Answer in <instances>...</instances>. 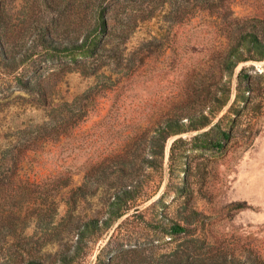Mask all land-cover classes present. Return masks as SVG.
Instances as JSON below:
<instances>
[{
    "label": "rangeland",
    "instance_id": "374dc122",
    "mask_svg": "<svg viewBox=\"0 0 264 264\" xmlns=\"http://www.w3.org/2000/svg\"><path fill=\"white\" fill-rule=\"evenodd\" d=\"M232 10L239 18L264 15V1L236 0ZM231 30L230 22L228 35V23L204 16L166 36L154 28L151 36L138 32L124 54L134 64L120 68V80L61 76L69 101L92 88L81 102L92 112L32 155L34 200L55 195L68 179L74 190L86 183L85 201L73 213L84 223L108 216L116 197L119 211L129 207L76 264H173L187 252L194 264L224 256L245 263L249 251L264 259V59L225 70L222 57L233 59L239 46ZM241 55L252 54L243 48ZM13 90H0L7 121L43 115L28 105L32 98L11 97ZM168 118L182 132L164 144ZM216 125L230 138L208 150L217 135H205ZM177 226L188 232H174ZM46 261L61 264L54 255Z\"/></svg>",
    "mask_w": 264,
    "mask_h": 264
},
{
    "label": "trees",
    "instance_id": "16d2710c",
    "mask_svg": "<svg viewBox=\"0 0 264 264\" xmlns=\"http://www.w3.org/2000/svg\"><path fill=\"white\" fill-rule=\"evenodd\" d=\"M235 1L0 0V90L14 88L11 97L32 98L28 105L43 114L11 115L9 121L0 115V264H49L46 259L53 255L61 264H76L86 257L85 247L96 242L129 209L126 205L119 211L121 198L116 197L109 205L108 216L97 214L84 223L83 217L73 213L85 201L86 183L74 190L68 179L53 197L41 198L38 203L34 200L37 190L29 172V167L35 166L32 155L41 154L92 112L81 103L89 99L92 88L69 101L62 93V77L77 73L98 81H110L114 76L120 80V68L134 64L124 59V54L136 33L151 36L154 28L157 34L166 36L175 26L188 25L204 16L228 23V35L230 22L231 34L239 42L233 59H229V53L222 57L225 70L242 60H263L264 15L236 17L232 10ZM253 1L259 5L264 0ZM243 48L252 55L241 57ZM129 76L128 72L123 78ZM164 124L166 132L160 136L165 144L182 131L175 119L168 118ZM213 133L217 137L206 142L208 150L222 148L230 138L219 125L205 136ZM58 195L62 198L57 201ZM173 230L188 232L181 226ZM57 245L60 249L53 254ZM187 253L173 264H194L197 260L190 263L191 253ZM208 259L210 264H264V259L252 251L245 263L228 261L227 256L218 263L215 258ZM197 264L209 263L204 260Z\"/></svg>",
    "mask_w": 264,
    "mask_h": 264
}]
</instances>
